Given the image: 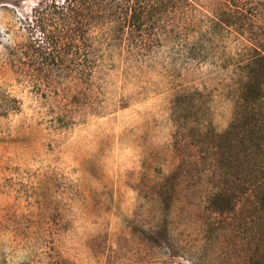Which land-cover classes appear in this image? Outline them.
<instances>
[{"label": "rangeland", "instance_id": "374dc122", "mask_svg": "<svg viewBox=\"0 0 264 264\" xmlns=\"http://www.w3.org/2000/svg\"><path fill=\"white\" fill-rule=\"evenodd\" d=\"M188 1L136 47L95 32L76 85L11 63L40 0H0V264H246L250 224L206 197L264 6L241 34L224 1Z\"/></svg>", "mask_w": 264, "mask_h": 264}, {"label": "trees", "instance_id": "16d2710c", "mask_svg": "<svg viewBox=\"0 0 264 264\" xmlns=\"http://www.w3.org/2000/svg\"><path fill=\"white\" fill-rule=\"evenodd\" d=\"M222 1L229 8L226 22L241 34L264 6L260 0ZM190 5L188 0H40L27 21L28 39L10 51L11 63L31 79L67 78L81 85L96 64L95 32L126 38L136 47L177 13L187 14ZM254 33L235 117L225 132L212 135L221 179L206 197V208L215 216L238 217V227L250 224L244 230L253 240L246 264H264V40Z\"/></svg>", "mask_w": 264, "mask_h": 264}]
</instances>
